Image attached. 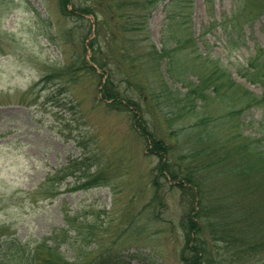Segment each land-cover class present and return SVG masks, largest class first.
I'll list each match as a JSON object with an SVG mask.
<instances>
[{
    "label": "rangeland",
    "instance_id": "374dc122",
    "mask_svg": "<svg viewBox=\"0 0 264 264\" xmlns=\"http://www.w3.org/2000/svg\"><path fill=\"white\" fill-rule=\"evenodd\" d=\"M167 1L158 2L146 19L139 20V30L129 28L122 32V19L109 20L108 4H99L98 0H69L68 11L61 10L59 0H0V236H16L34 245L60 227L66 213L70 217L81 215L79 219L102 225L98 234L100 248L124 256L126 264H185L180 259L185 233L179 216L199 193L192 197L188 190L176 185L183 181L181 169L175 179L165 172L160 175L155 167L165 156L152 152L149 139L137 123L171 145L174 139L167 134L173 128L180 129L169 152L175 168L188 167L179 156L186 155V149L196 144L198 132L187 129L194 121L190 112L173 114L181 104L173 105L174 89L185 88L167 77L164 56L158 63L156 55L145 53L149 49L147 43L161 49L166 40L164 47L172 56L173 67L191 57L192 49L208 52L209 58L219 59L229 68L236 82L260 93L257 85L249 84L235 72V67L256 43L264 45V11L232 33V48L225 43L226 34L214 23L236 5L238 8L239 0H192L187 18L182 17L189 26L187 34L192 42L180 49L174 45L176 34L166 17ZM256 1L250 0L251 7ZM74 4L99 6L97 17L95 13L78 12ZM168 9L171 13L183 10L182 3H174ZM134 12L132 19L139 18ZM93 41L98 44V57L108 62L106 67L91 63ZM141 45L144 49L138 48ZM120 47L133 56L121 54ZM83 60L94 70L86 69ZM108 72L112 73L114 87L130 94L142 111L113 107L110 99L102 97L101 86ZM164 81L170 92L165 91ZM214 106L215 102H210L201 111L212 115ZM226 119L205 125L209 132L212 127L217 130L210 135V141L216 143L217 135H227L234 122H242L237 128H241L243 137L264 133V102L244 109L237 122ZM209 145L215 147L213 143ZM208 155L209 150L196 160L202 161ZM90 161L92 164L85 170ZM97 169L102 174L100 184L82 188L81 183ZM212 169V179L207 178L208 167L200 174L204 180L202 203L211 206L212 212L207 216L216 217L212 221L218 230L226 233L233 221L237 227L235 236L230 239L232 244L214 239L209 224L202 225L200 220L201 228L193 234L205 242L203 258H230L229 249L244 243L243 239L249 236V230L239 226L246 224L233 219L238 213L235 206L244 204L242 199L247 195L241 190L229 193L233 184L226 182V167L220 172ZM241 181H235L236 185ZM212 182L219 187L221 184L220 190ZM156 190L160 199L154 202ZM251 196L261 198L262 194ZM255 206L256 215L264 212L262 203ZM152 208L157 213L153 218L148 213ZM251 249L250 261L260 264L264 246ZM235 252L231 264L249 261L242 250Z\"/></svg>",
    "mask_w": 264,
    "mask_h": 264
},
{
    "label": "trees",
    "instance_id": "16d2710c",
    "mask_svg": "<svg viewBox=\"0 0 264 264\" xmlns=\"http://www.w3.org/2000/svg\"><path fill=\"white\" fill-rule=\"evenodd\" d=\"M160 1L162 0H98L99 4H108V7H106L110 10L109 20L122 19V24L119 27L122 29V32L129 30V28L131 30H139V20L146 19L147 15ZM68 2L69 0H59L61 10H67L66 6ZM178 2L182 3L183 10L171 13L168 7ZM191 2L192 0H168L167 3L164 4L166 17L168 20L170 19L169 23L171 22L172 32L176 34L174 45L179 46L180 49L191 46L189 43L192 42L189 33L187 34V28L189 26L187 27L185 25L186 21L185 23L182 21L183 15L187 18V11ZM130 5L131 7L127 8V6ZM238 6L237 8L236 5L229 14H224L218 22L214 23V26H219L221 31L226 34L225 43L232 48L235 47V39H233L232 33L237 29H241L244 23L251 22L264 11V0H257L254 7H251L250 0H239ZM75 9L80 13H95L97 17L99 6L78 4L77 6L75 5ZM132 10L135 11L134 14L139 16V18L135 17L132 19ZM141 12H145L146 15L143 17ZM131 19L133 21L128 23L127 21ZM168 20L166 21L168 22ZM114 28L116 29L117 27L115 26ZM98 29H100V27L97 26V30ZM180 29L181 31H179ZM166 42V40L163 41L161 49H157L152 43H147L149 49L145 53L150 54L152 57L156 55L155 58L158 59V63H161L160 58L164 56L166 65L165 73L167 77L173 81L181 82L183 88H185L183 91L178 88L174 89L175 99L173 100V105L176 103L181 104L177 105L173 114L176 112L178 114L190 112V114L194 116V121L188 124L187 129L192 130V132L197 131L198 140L195 145L186 149V155L181 154L179 156L183 157L188 167L175 168L169 157V152L174 147V142L178 137L179 128H173L167 134L171 140L174 139L172 141L173 145H171L162 138L154 136V133L147 130L145 125H140L141 123L137 124L140 131L149 139L152 152L160 157L165 156L164 161L158 163L155 167L160 175L164 176L165 172L168 173L171 179H175L178 174L177 170L181 169L180 173L183 181H177L176 185L181 186V189L188 190V193H190L192 197L195 196V193H199L197 200L190 199L187 207H185L183 213L179 216L181 226L185 233L184 251L181 252L180 259L185 264H231V258L236 255L235 251L242 250L247 255L249 261L244 260L239 263L253 264V261H250L252 256L249 253V249L253 250L251 248L257 245L264 246V233L260 234L264 232V212L257 213L258 215L255 213L256 204H258V206H260L261 203L264 205V133H258L259 135L254 134L251 137H243L240 131L241 128H237V125L242 124V122L238 124L234 122L228 129L229 133L223 137L217 135L216 143H214L210 141L212 138L210 135L213 134V132L216 134V127H212L209 132L205 125H207L209 121H214V124L220 123L224 121L225 118H227L226 120L235 121L239 118V115L244 109H249L250 107L257 106L264 102V45L256 43L252 49L246 52L243 60L238 61L235 67V72L243 78L244 81L259 87L260 93H257L250 90L245 85L236 82L230 75L229 68L219 59L209 58L208 52H195L194 49H192L193 54L191 57L185 60L184 63L181 62V65L178 64L177 67H173L172 56H170V52L164 47ZM90 45V47L95 49L90 57L91 63L99 68L106 67L108 62L98 57L99 50L97 49L98 44L96 41L94 44L91 42ZM133 45L136 47L138 41L134 42ZM138 48L144 49L142 45ZM170 49L171 52H173V48ZM120 50L122 51L121 54L126 55V53H129L133 56V53L128 50L126 51L122 47H120ZM136 56L138 58L145 57L144 55ZM136 56L135 60L137 59ZM84 63L86 69L91 71L94 70L93 65H89L87 60L84 61ZM191 76H194L195 79L192 80ZM114 86L115 85L112 83V73L108 72L106 80L101 86V93L103 98L110 99L109 104H112L113 107H118L120 105L125 108L128 107L142 111V106H138L130 94L126 91H120ZM164 87L165 91L167 90V92H170L165 81ZM151 94H154L153 96L155 98L159 97L158 94ZM163 96L165 97L161 91L160 97L163 98ZM213 101L215 102V106L212 110L214 114L207 115L205 111H201L205 110V106ZM170 103L172 104V100H170ZM140 117L141 115L139 118ZM257 130H259V128H257ZM211 143L215 144V147L212 148V146L209 145ZM207 150H209L210 154L208 158L202 161L197 159V162L196 158L201 155H206ZM168 159H170V161H168ZM91 164L92 161H90V164L85 165L84 169L86 170ZM221 165L223 168H227V171H224L226 182L231 185L233 184L231 192L229 193L232 195L241 190L247 195V197L242 199V203L244 202V204L235 206V211L238 213L235 214L233 219L237 222H244L246 224L245 226L242 224L239 226L242 230L248 229L249 236L243 239L244 243L237 244L235 247L229 249L231 253L230 258L219 257L217 255L203 258L204 249H206L205 242L199 240V238H196V235L193 234V232L201 228L199 220L202 225L205 222L209 224L210 233L214 239L221 240L226 244H232L230 239L235 236L234 228L236 226H234L233 221H231L232 227H229L231 229L230 233H228L230 230L229 228H227L226 233L221 229L218 230L216 223L212 221L216 217L210 218L207 216L208 212H212L211 206L202 203L204 197V195H202V191H204V180L200 179V174L204 168L208 167V171H206L209 176L207 175V178L212 179V167L216 169V172H220L223 168H219L218 166ZM65 169L67 168L64 167L63 170ZM101 176L102 174L99 169L90 172L89 177L81 183V187L86 189L91 187V185L100 184V181H102ZM239 179L242 181L241 184L237 186V182L235 181ZM47 180L51 179L48 178ZM152 183H156L155 178L152 179ZM185 183H187V186H184ZM212 186L219 187L214 182H212ZM221 187L222 185L220 184L218 189L220 190ZM254 193L262 194L261 198L259 196H256L257 198L251 196ZM152 199L154 202L160 199L158 190L153 193ZM193 202H195V204H193ZM238 203H241V201L239 200ZM195 205L198 207L196 210L194 209ZM154 212L152 208L151 211L148 212L149 216L152 218L156 217L157 213ZM193 216L197 217V220L193 218ZM79 218H81V215L70 217L66 213L62 225L55 228L47 239L44 238L34 245L24 243L16 236L4 234L2 237L1 235L0 264H126L124 256L114 254L113 252L110 253V251H104L100 248L101 241L98 234L102 227L101 224H97L95 221H84ZM219 227L226 226L220 225ZM67 251H70L69 254H66ZM260 264H264V257Z\"/></svg>",
    "mask_w": 264,
    "mask_h": 264
}]
</instances>
